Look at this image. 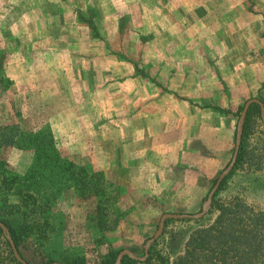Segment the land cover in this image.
Returning <instances> with one entry per match:
<instances>
[{"label":"rangeland","instance_id":"rangeland-1","mask_svg":"<svg viewBox=\"0 0 264 264\" xmlns=\"http://www.w3.org/2000/svg\"><path fill=\"white\" fill-rule=\"evenodd\" d=\"M108 2L105 0L104 4L110 11ZM146 2L154 14L153 22L149 23L154 33L151 39L146 33L148 25L143 26L139 19L130 16L118 17L116 22L113 19L108 21L107 25L111 26L114 23L119 24V27L126 25L125 31L115 35L100 33L99 30L80 35L74 30L67 33L55 30L56 33L52 31L51 34L44 30L32 32L31 19L39 15L40 11L32 10L29 0H0V64L8 80L2 87L5 92L0 97V125L16 124L21 133L26 134L25 139H19V143L6 147L0 153L3 162L0 166V195L18 186L12 185L10 176L22 174V178H26V171L37 176L34 172H40L41 163L46 160L47 151L44 150L47 147H38V152L34 154L31 140L49 138V135L53 140L51 142H54V151L61 153L60 164L68 166L67 170L78 179L92 178L91 172L98 168L97 158L94 157L98 147H94L96 136L93 128L97 129L96 134L102 138L101 144L105 148L112 146L108 144L110 135L115 141L123 138L124 122L120 131H103L111 116L130 117L125 115L124 105L127 98L125 91L131 88V80L127 81L131 74L145 77V88L148 83L150 86L146 91L151 96L148 99L151 102L155 101L153 96L157 89L168 91L166 87H158L154 79L151 80L147 72L154 70L148 65L144 66L143 62L138 68L134 64L133 73L130 71L131 58L140 60L144 57L140 49L143 43L149 40L162 42L160 32L163 21L156 13H161L164 6L172 7L171 0ZM49 3L52 10L57 7L67 9L66 12L58 13L70 25V18L75 19L73 16L76 15L79 20V11L74 2L50 0ZM176 5L181 6L180 11L185 14L183 16L189 14L193 20L191 25L194 33L188 35L192 47L183 53L188 51L193 55L195 51L198 58H206L212 63V80L208 86L216 92L214 105L211 106L217 110L212 109L220 112L219 105L223 104L222 113L230 114V121L236 130L244 102L250 97L264 100V0H180ZM89 8L93 9L91 5ZM40 15L43 17L42 12ZM184 38L185 34L181 35V40ZM132 43L133 50L130 51ZM150 57L148 55V59ZM221 67L225 71L224 79L221 78ZM196 70L203 72L201 66ZM217 86L219 90H216ZM233 94H237V98ZM240 105L242 108L238 109ZM246 136L247 159L232 173L217 198L232 202L231 198L236 196L247 205L264 210V124L261 118L256 117L247 127ZM230 138L229 153L223 168L234 152L235 131L230 134ZM223 168L216 174V179ZM87 172L90 174L84 176ZM99 172L102 173L99 182L95 178L92 180L94 186H99L109 196L104 202L106 205L103 203L94 208L92 197L78 200L74 197V190L67 188L64 201L55 204V210L63 211L68 217L66 233H58V225L54 221L57 215L49 216L47 212L40 214L37 226L47 228L53 242L48 248H60L53 254L61 259L55 257L52 262L73 264L75 262L72 263V260L81 258L85 264H96L100 255L109 251H116L118 255L125 248L143 257V244L156 231L161 215L165 212H199L214 184L212 182L205 187L200 184L201 191L205 193L181 195L173 199L170 195L157 197L132 193L123 173L118 174L110 168ZM3 174L9 178L5 179ZM100 207L106 211L104 218L108 229L104 231L95 230L97 215L95 221L92 220V212ZM1 217L6 215L0 208V221ZM177 225L169 223L167 229ZM60 242L63 243L62 248ZM42 249L35 241L27 247L21 246L23 259H29L34 264L52 263L44 259Z\"/></svg>","mask_w":264,"mask_h":264},{"label":"crops","instance_id":"crops-1","mask_svg":"<svg viewBox=\"0 0 264 264\" xmlns=\"http://www.w3.org/2000/svg\"><path fill=\"white\" fill-rule=\"evenodd\" d=\"M69 1L74 2L79 11V20L76 15L73 16L75 19L70 18L71 25L58 13L66 12V8L52 10L50 0H29L31 9L39 10L43 15L39 13L31 19L32 32L44 30L51 34L52 31L56 33L55 30L65 33L74 30L80 35L99 30L100 33L115 35L125 31L126 25L119 27V24L114 23L111 26L107 25L108 21L113 19L116 22L118 17L130 16L139 19L143 26L148 25L146 33L150 39L154 37L149 28L154 14L146 0H108L110 11L105 8V0ZM178 1L171 0V8L167 5L162 7L164 10L161 13H156L163 21L160 32L162 42L149 40L140 44L143 59L131 58L130 55L132 73L134 64L138 68L143 62L144 66L148 65L154 70L147 72L151 80L154 79L158 87H166L168 91L157 89L153 96L155 101L151 102L148 100L151 96L146 91L150 86L148 83L145 88V77L131 74L127 80H131V88L125 91L127 98L124 97L127 105H124L125 115L130 117L111 116L107 120L108 126L104 124L106 129L103 131H120L124 122L123 138L116 139V142L110 135L108 144L112 146L105 148L101 144L102 138L96 134L97 129L93 128L96 136L94 147H98L94 154L98 163L96 170L106 171L110 168L118 174L123 173L132 193L157 197L170 195L173 199L181 195L205 193L201 191L202 186H210L225 165L231 144L230 134L234 131L236 134L230 114L222 113L223 104L219 105L220 112H215L213 109L216 108L211 106L216 95L208 86L212 80V63L206 58H198L195 51L193 55L188 51L183 53L192 47L188 35L194 33V28L191 15L183 16L185 14L180 11L181 6L176 7ZM70 15L73 13L70 12ZM183 34L185 38L181 40ZM131 45L130 51L134 43ZM126 52H129V46ZM127 55L129 57V53ZM198 66L202 67L203 72H197ZM221 69V78L224 79L225 71L223 67ZM219 89L217 86L216 90ZM168 92L170 95L166 96ZM236 95L233 94V97Z\"/></svg>","mask_w":264,"mask_h":264},{"label":"trees","instance_id":"trees-1","mask_svg":"<svg viewBox=\"0 0 264 264\" xmlns=\"http://www.w3.org/2000/svg\"><path fill=\"white\" fill-rule=\"evenodd\" d=\"M5 78V72L0 64V97L5 92V88L2 87L8 82ZM258 98L264 101L263 98ZM241 108L240 105L238 109ZM256 117L261 118L260 108L257 103H252L243 123L241 143L234 167L220 183L209 212L199 219L167 220L163 233L153 242L145 260L138 261L124 255L121 264H264V210L247 205L236 196L231 198L232 202H224L217 198V194L224 188L232 173L247 159L248 150L245 143L247 127L255 121ZM25 136L26 134L21 133L16 124L0 125V153L6 147L19 143V139H25ZM48 137L44 139L39 137L37 141L31 140L34 154L38 152V147H47L44 150L47 151L44 158L46 160L41 163L40 172H34L36 176L26 171L28 172L25 173L26 178H22V174L15 175V177L10 176L12 185L18 186L11 187L10 192L0 195V208L6 215V217H1V220L8 227L20 256L25 258L21 252V246L27 247L35 241L44 248L42 249L44 259L52 262L55 257L61 259L60 256L53 254L60 248L57 246L48 248L53 242L51 243L48 235L49 230L37 226L40 214L47 212L49 216L57 215L54 221L58 225V233H66L68 217L63 211L55 210V204L64 201L67 188L74 190V197L78 200L83 201L92 197L95 201L94 208L101 206L109 196H106L102 188L94 186L92 180L95 178L99 182L102 175L99 172L101 170H93L92 178L87 180L82 177L78 179L67 170L68 166L60 164L62 163L61 153L54 151V142H51L53 140L50 135ZM2 164V158H0L1 167ZM88 172L84 176L90 174ZM7 177L8 175L5 174L4 178ZM215 180L216 178L213 182ZM105 216L106 211L104 212L102 207L92 212L96 231L108 229ZM169 223H178V225L167 229ZM59 244L62 248L63 243ZM0 254V264H21L13 256L10 244L1 228ZM100 256L96 264H115L117 252L109 251ZM25 260L29 264H34L29 259ZM72 263L85 264V260L77 258L72 260Z\"/></svg>","mask_w":264,"mask_h":264},{"label":"water","instance_id":"water-1","mask_svg":"<svg viewBox=\"0 0 264 264\" xmlns=\"http://www.w3.org/2000/svg\"><path fill=\"white\" fill-rule=\"evenodd\" d=\"M252 103H257L259 105L260 116H261V119H262L263 124H264V102L261 99L257 98V97L248 98L243 104V108H242V111H241L240 116L238 118L237 125H236L235 147H234V152L232 154L231 160L229 161L227 166L218 175V177L215 180L212 188L208 192L207 198H206L205 202L202 204L201 209L199 210V212L194 213V214L170 213V212L163 213L161 215V217L159 218V222H158V226H157L156 231L143 244L144 256L143 257L136 256V255L133 254V252L130 249H126L125 248V249H122L118 253L115 264H119L121 259H122V257L124 255H127L130 258L135 259V260H145L146 257L148 256V249H149L150 245L162 234V232L164 230L165 222H166L167 219H182V218L199 219V218L203 217L205 214L208 213V211L211 208L212 197H213L215 191L218 189L221 181L225 178V176L229 173V171L233 168V166L235 164V161H236V158H237V154H238V150H239V146H240V141H241L243 123H244L248 108H249V106ZM0 228H1L4 236L8 240V242L10 244V247H11V250H12L13 255L16 258V260L18 262H20L21 264H29L25 259H23L20 256V254H19V252H18V250H17V248H16V246L14 244L12 236L9 233V230H8L6 224L4 222H2V221H0ZM48 264H63V263L52 262V263H48Z\"/></svg>","mask_w":264,"mask_h":264}]
</instances>
